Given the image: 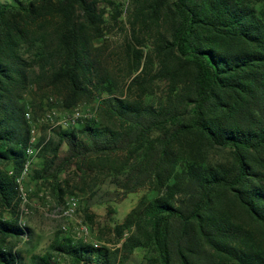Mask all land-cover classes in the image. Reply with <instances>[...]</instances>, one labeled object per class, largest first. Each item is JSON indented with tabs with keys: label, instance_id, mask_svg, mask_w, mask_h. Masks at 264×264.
<instances>
[{
	"label": "trees",
	"instance_id": "1",
	"mask_svg": "<svg viewBox=\"0 0 264 264\" xmlns=\"http://www.w3.org/2000/svg\"><path fill=\"white\" fill-rule=\"evenodd\" d=\"M116 27L121 87L103 59ZM37 94L96 117L39 138L34 181L63 200L73 168L91 223V207L146 194L113 226L120 247L59 231L32 264H264V0H0V264H25L32 237L17 179Z\"/></svg>",
	"mask_w": 264,
	"mask_h": 264
},
{
	"label": "rangeland",
	"instance_id": "2",
	"mask_svg": "<svg viewBox=\"0 0 264 264\" xmlns=\"http://www.w3.org/2000/svg\"><path fill=\"white\" fill-rule=\"evenodd\" d=\"M129 29V26L128 28ZM125 32L120 27H116L110 33V36L105 44V50L103 51V59L105 60L104 67L111 75V77L123 86L125 83H130L134 75L130 77V71L128 69L129 58L124 53L125 45ZM164 85L161 84L159 88H156L158 92L164 90ZM38 100L40 95L35 96ZM53 100L56 97L50 96ZM52 100V101H53ZM46 101V99H45ZM34 108L33 114H35L36 120L34 126L37 129L38 137L42 138L47 135L49 128L48 124L42 122L44 115L51 111H57L60 116H63L65 112L59 109L49 108L48 102L42 101V108L37 103ZM95 103L91 105L80 104L78 107L84 111H94ZM69 114V113H67ZM64 150V148H63ZM212 161L214 163L226 162L230 157L228 150L215 149L211 152ZM40 159H36L33 164V169L37 170ZM32 169V170H33ZM33 175L29 174L24 181L23 190L26 193V202H22L23 223L24 227H28L32 231V237L21 240L16 247V250L22 253L25 264H32V257L36 255H44L48 252L49 247L53 243L56 234L62 231V227L66 226L68 232L64 235H69L74 238L81 225H87L90 228V235L87 241H99L110 245L112 249L120 245L117 242V237L112 231L114 224L121 223L126 215L136 206L140 198L146 194L141 192L138 194H132L122 202H113L108 205H96L91 207L88 215L93 216V222L91 223L84 209V197L77 189L78 176L73 168H67L61 175L59 182L61 187L65 190L64 199L60 200L53 193L52 187L44 185L41 181H34ZM106 191L113 192L108 185L103 186ZM72 192V193H71ZM76 196L79 199V209L76 215L69 219L64 215L66 200L69 197ZM108 207L115 211V214H109ZM75 239V238H74ZM66 264L70 262L63 261Z\"/></svg>",
	"mask_w": 264,
	"mask_h": 264
},
{
	"label": "built area",
	"instance_id": "3",
	"mask_svg": "<svg viewBox=\"0 0 264 264\" xmlns=\"http://www.w3.org/2000/svg\"><path fill=\"white\" fill-rule=\"evenodd\" d=\"M96 117V111H84L81 108H75L71 113L65 114L63 116H60L57 111L51 110L47 112L44 117L42 118V122L46 123L49 125V130H54L58 128H68L71 126L77 125V123L81 120H90ZM26 119L29 123L32 122V116L31 113L28 112L26 113ZM39 137L37 133L36 127L33 125L30 131V139H29V145L26 149V161L24 164L23 172L21 176L17 179V183L19 185L20 189V195L23 200V203L26 202V193L23 190V185L25 179L28 177L30 174V171L33 169V164L35 163L38 154L40 153L43 144L39 145ZM79 209V199L76 196L69 197L66 200L65 204V210H64V215L72 219L75 215L76 212ZM23 211H22V216L20 220V225L24 227L23 223ZM63 232H68V228L66 226L62 227ZM90 235V228L87 225H81L80 229L77 233V235L74 237L75 240H82L84 242H88V236ZM95 248H100V247H106L108 249H112L110 245H107L105 243L99 242V241H92L91 242ZM120 247V245L116 246ZM115 247V248H116Z\"/></svg>",
	"mask_w": 264,
	"mask_h": 264
}]
</instances>
